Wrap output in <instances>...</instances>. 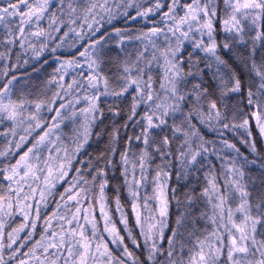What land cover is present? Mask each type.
Returning a JSON list of instances; mask_svg holds the SVG:
<instances>
[{"label": "snow or ice", "instance_id": "1", "mask_svg": "<svg viewBox=\"0 0 264 264\" xmlns=\"http://www.w3.org/2000/svg\"><path fill=\"white\" fill-rule=\"evenodd\" d=\"M259 142L264 0H0V264H264Z\"/></svg>", "mask_w": 264, "mask_h": 264}, {"label": "trees", "instance_id": "2", "mask_svg": "<svg viewBox=\"0 0 264 264\" xmlns=\"http://www.w3.org/2000/svg\"><path fill=\"white\" fill-rule=\"evenodd\" d=\"M130 26L135 27L136 25H130ZM45 58H47V57H45ZM34 66H37V65H34ZM52 66H54V65H52L51 62H50V66L49 67H46L43 70V72L34 74V76H33L34 81L39 82V80L46 79V73L51 71V67ZM21 71L22 72L23 71L32 72V67H27L26 66V68L25 69H22ZM66 131H67V129H66ZM254 135H258V134L255 133V131H254ZM229 138L232 139L231 135L229 136ZM103 144H104V141L103 140H101L99 143H95L94 142L93 145H92V147L89 148V152H94L97 149H101L103 147ZM258 146H264V142H259L258 143ZM242 150H244V149H242Z\"/></svg>", "mask_w": 264, "mask_h": 264}]
</instances>
